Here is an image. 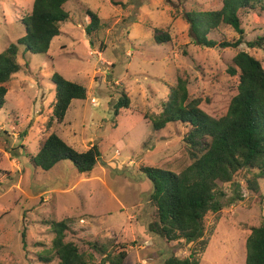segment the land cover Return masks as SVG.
I'll return each instance as SVG.
<instances>
[{
    "label": "rangeland",
    "instance_id": "obj_1",
    "mask_svg": "<svg viewBox=\"0 0 264 264\" xmlns=\"http://www.w3.org/2000/svg\"><path fill=\"white\" fill-rule=\"evenodd\" d=\"M114 1L72 0L65 5L70 19L46 54L19 46L21 69L8 84L0 109V264H42L40 255L55 236L50 222L62 220L69 226L66 241L92 255L90 264L103 260L94 243L117 253L125 248V264H165L172 256L187 258L199 247L169 243L150 229L153 185L143 170L180 173L192 161L183 141L187 129L169 125L155 132L145 115L161 112L181 77L188 79L190 96L203 100L201 109L215 118L225 116L238 93L239 76L228 71L237 53L248 52L264 68V41L247 45L264 39V14L244 18V43L238 48H206L195 43L185 14L220 10L222 0ZM33 3L0 0V53L25 36L23 20ZM88 11L100 18L91 38ZM160 33L169 34L170 41L156 42ZM240 37L225 24L209 33L217 43ZM56 73L88 89L87 99L73 100L63 123L51 132L78 152L99 145L102 156L91 173H79L70 161L50 171L31 164L48 135ZM123 92L131 104L116 115ZM246 175L238 183L221 184L224 207L205 217L204 238L210 241L199 264H246L247 239L264 218V198L257 201ZM259 183L264 196V179Z\"/></svg>",
    "mask_w": 264,
    "mask_h": 264
},
{
    "label": "trees",
    "instance_id": "obj_2",
    "mask_svg": "<svg viewBox=\"0 0 264 264\" xmlns=\"http://www.w3.org/2000/svg\"><path fill=\"white\" fill-rule=\"evenodd\" d=\"M72 0H34L33 8L23 20L26 34L0 53V109L6 103L8 84L21 69L18 63L19 46L25 52L46 54L52 40L61 34V25L70 19L65 5ZM115 2L114 0H111ZM251 13L264 14V0H222V8L212 12L188 13L186 19L191 27L195 43L206 48H238L244 43L243 20ZM89 24L86 33L91 38L99 30L100 18L87 12ZM222 24L231 26L241 37L236 41L217 43L209 33ZM158 32V31H157ZM156 42H169L170 35L160 33ZM260 40V41H259ZM247 42L253 48L263 45V38ZM92 45L94 42L90 41ZM239 76L238 93L230 102L227 114L215 118L201 109L203 100L192 98L188 79L179 77L170 88L169 96L162 104L159 114H146L155 132L169 125H181L187 129L183 141L191 164L180 173L160 168L143 171L153 185L150 195L155 216L150 229L167 242L185 241L197 244L187 258L170 257L165 264H199L210 239L205 236V217L209 212L219 213L226 197L221 184L238 183L239 176L246 175L247 186L256 195L261 193L260 179H264V68L262 63L246 51H239L228 69ZM52 82L56 89V101L52 116L45 127L46 134L39 143L38 153L31 157L34 168L50 171L62 161H70L79 173H91L102 154L98 144L85 152H78L56 133L53 126L63 123L73 100H86L88 89L65 79L56 73ZM131 100L127 93L115 105V113L129 109ZM246 172V173H245ZM54 233L52 246L40 255L42 264H90L93 256L82 252L73 242L66 241L69 230L67 220L51 221ZM26 229L22 234L23 241ZM102 255L100 264H125L127 252L121 248L108 251L92 244ZM246 264H264V218L262 224L253 227L246 243Z\"/></svg>",
    "mask_w": 264,
    "mask_h": 264
}]
</instances>
